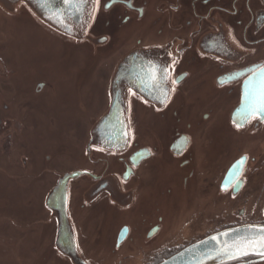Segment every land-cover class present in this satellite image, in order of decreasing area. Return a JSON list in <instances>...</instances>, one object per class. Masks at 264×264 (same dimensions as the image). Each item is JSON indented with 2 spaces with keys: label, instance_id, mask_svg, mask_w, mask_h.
<instances>
[{
  "label": "flooded vegetation",
  "instance_id": "1",
  "mask_svg": "<svg viewBox=\"0 0 264 264\" xmlns=\"http://www.w3.org/2000/svg\"><path fill=\"white\" fill-rule=\"evenodd\" d=\"M92 11L70 34L43 24L65 47L89 50L91 66L112 61L97 110L87 56L78 72L30 85L15 75L14 91L15 70L0 71V264H160L222 230L264 225V120L248 111L264 77V0H93ZM135 50H155L149 69L115 80ZM67 82L70 106L36 99ZM113 82L127 93V134L107 147V134L92 142V127ZM63 212L75 247L58 243Z\"/></svg>",
  "mask_w": 264,
  "mask_h": 264
},
{
  "label": "water",
  "instance_id": "2",
  "mask_svg": "<svg viewBox=\"0 0 264 264\" xmlns=\"http://www.w3.org/2000/svg\"><path fill=\"white\" fill-rule=\"evenodd\" d=\"M22 6L26 7L46 25L66 34H70L68 29L70 31L74 29L72 24L76 25L77 23L79 26V23H85V27H88L93 12V0H74V2H67V0H0V8L11 16L21 14ZM153 51L155 52V50H135L129 54L119 65V74L115 80H120V78L128 76V71L130 75L137 76L135 74L136 71L149 69L147 64L150 61L147 57L154 55L155 53ZM109 96V107L101 119L92 127V142H96L97 134H107L108 137L106 140H99V142L107 147L111 146L114 142H120L127 134V107L125 105L127 93L117 89L116 84L113 82L109 90ZM112 135L113 139L117 135L116 137L118 138L115 139H119V141H112ZM80 175V172L63 174L53 193L63 192L68 182ZM62 215L63 217L60 223L61 230L62 232L64 231V234L61 233L59 235L58 243L59 241L60 243L65 241L66 244L71 243L75 247V237L69 226L67 214L63 212ZM261 225L263 224H247L214 233L190 245L172 257L165 259L160 264H221L248 255H264V250L261 249H247L244 254H235L232 256L222 251L226 242L231 243L235 239L248 235L250 233V226ZM65 230H69L71 234L64 236ZM214 237L216 239H213ZM68 254L76 256V251L68 252Z\"/></svg>",
  "mask_w": 264,
  "mask_h": 264
},
{
  "label": "rangeland",
  "instance_id": "3",
  "mask_svg": "<svg viewBox=\"0 0 264 264\" xmlns=\"http://www.w3.org/2000/svg\"><path fill=\"white\" fill-rule=\"evenodd\" d=\"M44 24L24 6H22V13L17 16H11L0 8V58L2 57L0 59V71L2 72L4 69L15 70L12 77L11 90L14 91V86L16 85L15 75L19 77L26 76L28 84L25 85H30L33 81H40L42 78H46L45 76H48L52 71L63 72L65 70H72L73 72H78V70L83 69L85 64L84 57L86 58L87 56L88 61L86 62L85 70H93L90 76L95 93L93 95V100L96 102L94 111L97 110L99 104L101 102L104 104L107 100L108 95L105 91L107 89V80L113 67L112 61L102 60L98 64L95 63L91 66L89 64L91 60H89V50L78 45H71L69 48L65 47L63 37L53 31H49ZM2 76L1 74L0 80L3 79ZM55 85L57 95L55 97L47 96V94L41 95L36 98L38 102H49L48 105L50 106L55 105V107H61L62 101H64L70 106L72 100L66 99V95L67 92L72 90L71 87L74 84L67 82L57 83ZM1 95L0 91V102L3 101ZM6 97L13 101L14 94H7ZM30 106L31 104L26 105V107ZM70 127L72 129L70 130L71 133H75L81 128V126H78L74 129V125H70ZM3 157L2 148L0 147L1 165H3ZM2 178L8 182V178L0 173V181H2ZM49 180L50 177L47 176L43 182H48ZM41 240V246L48 244V239ZM47 256L49 260H45L46 262L57 260L52 253L51 255L47 254ZM11 262L13 260L7 261L6 264H13Z\"/></svg>",
  "mask_w": 264,
  "mask_h": 264
},
{
  "label": "snow or ice",
  "instance_id": "4",
  "mask_svg": "<svg viewBox=\"0 0 264 264\" xmlns=\"http://www.w3.org/2000/svg\"><path fill=\"white\" fill-rule=\"evenodd\" d=\"M67 2H74V0H67ZM264 72V67H262ZM146 79L155 82V77L152 71H148L145 74ZM248 111L251 114H258L261 120H264V77L261 80V91L256 100L251 102L248 106ZM246 157H242V163L246 160ZM227 235V234H221ZM213 239H216L215 237ZM247 249H261L264 250V225L261 226H250V233L242 236L238 239L233 240L231 243L226 242L222 251L229 255L244 254Z\"/></svg>",
  "mask_w": 264,
  "mask_h": 264
}]
</instances>
